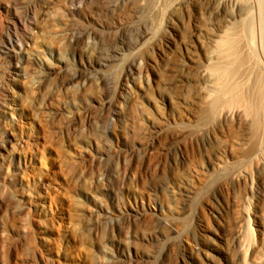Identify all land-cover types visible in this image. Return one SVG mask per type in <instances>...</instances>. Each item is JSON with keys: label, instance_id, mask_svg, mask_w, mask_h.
I'll return each instance as SVG.
<instances>
[{"label": "rangeland", "instance_id": "1", "mask_svg": "<svg viewBox=\"0 0 264 264\" xmlns=\"http://www.w3.org/2000/svg\"><path fill=\"white\" fill-rule=\"evenodd\" d=\"M100 1L0 0V264H264L263 139L208 106L230 9Z\"/></svg>", "mask_w": 264, "mask_h": 264}, {"label": "bare ground", "instance_id": "2", "mask_svg": "<svg viewBox=\"0 0 264 264\" xmlns=\"http://www.w3.org/2000/svg\"><path fill=\"white\" fill-rule=\"evenodd\" d=\"M219 1L223 6L221 11L226 12L227 7L230 11L224 17L226 22L222 33L216 35L214 41L215 59L212 56L207 60L209 112L222 120L244 116L249 120L253 134L258 135V140L261 137L264 144V0ZM143 35L141 33L138 37L142 38ZM8 40L12 43L11 35ZM239 75L247 76L244 84L238 82ZM168 191L175 194V187L170 184ZM164 205L168 206L167 201L159 198L154 207L162 211ZM135 206L143 210L149 207L144 202L139 204L136 199ZM258 242V245H264V231L260 233ZM200 244L197 239L190 247L193 254L200 258L202 264H216L213 256L203 254Z\"/></svg>", "mask_w": 264, "mask_h": 264}]
</instances>
